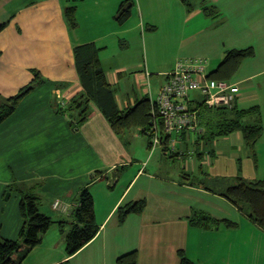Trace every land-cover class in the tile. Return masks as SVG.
<instances>
[{
  "label": "crops",
  "instance_id": "1",
  "mask_svg": "<svg viewBox=\"0 0 264 264\" xmlns=\"http://www.w3.org/2000/svg\"><path fill=\"white\" fill-rule=\"evenodd\" d=\"M159 1L0 0V24H4L0 29V105L31 82L34 70L45 81L0 123V214L8 224L3 235L14 239L22 223L20 196L16 195V213L8 216L1 199L11 186L18 191L33 189L41 198L39 210L54 220L72 221L78 193L87 185L98 226L96 235L67 257L65 233L70 224L53 223L30 250L25 264H57L66 259L68 264H115L118 256L130 251L137 254L136 264H181L180 252L192 264H264V231L230 201L188 179L199 177L203 169L214 177L239 173L247 180H259L264 176V0H251V7L235 0H196L195 4L178 0L179 7L175 0H164L168 7L158 5ZM70 5L76 9L74 28L64 15L63 8ZM125 7L128 14L120 20ZM134 10V25L141 35L157 30L161 23L162 36L177 40L172 47L173 65L156 72L162 81L157 82L146 66L129 70L122 59H112L110 51L122 53L129 41L127 22ZM245 11L250 13L253 40L242 30L240 17L247 18L242 15ZM92 43L99 49V65L114 89L117 109L148 98L154 84L158 91L178 59H203L207 74L227 50L253 48L254 54L243 59L228 81L239 86L236 107L258 108L242 118L245 123L257 119L261 124L254 148L236 130L207 143L201 140L198 156L187 134L181 132L175 136L181 155H165L162 147L163 157L142 155L129 150V140L141 135L140 128L117 136L95 103L82 124L70 127L68 117L55 110L82 92L74 47ZM189 98L191 106L202 100L196 91ZM216 114L212 110L208 116L216 121ZM146 146L150 149L148 140ZM169 157L179 163L177 170L167 163ZM55 200L57 209L52 208ZM134 200L144 201V209L119 222L117 209ZM194 211L231 224L192 226L189 218ZM53 236L50 246L42 247Z\"/></svg>",
  "mask_w": 264,
  "mask_h": 264
},
{
  "label": "trees",
  "instance_id": "2",
  "mask_svg": "<svg viewBox=\"0 0 264 264\" xmlns=\"http://www.w3.org/2000/svg\"><path fill=\"white\" fill-rule=\"evenodd\" d=\"M63 9L66 21L71 28H74L76 26L74 17L76 9L71 5ZM123 14L118 19L124 20L126 18L128 7H125ZM3 25L0 24V29ZM98 50L93 43L80 44V46L74 47L75 67H77L82 92L72 95L65 101V105H60L55 112L66 115L68 125L76 128L87 119L91 111L90 105L95 103L117 136L136 127L140 128V134L145 135L148 140L147 133L151 130L154 120L149 99L145 96L133 106L117 109L113 98L114 89L110 87L104 76V71L99 65ZM253 54L254 50L251 47L227 50L222 56L221 62L207 73L208 78L229 80L243 59ZM44 82L40 73L34 70L31 82L24 85L0 105V123L13 113L18 106L17 104L26 94ZM195 108L200 125H202L201 133L197 135L195 141L196 144L201 140L207 143L216 135H225L239 130L242 132L244 142L253 149L256 140L262 133L259 120L255 119L245 123L242 119L247 114L257 112V107L240 109L234 105L231 108L212 109V107L208 109L209 107L207 108L201 100ZM212 110L217 113L218 119L216 121L208 116ZM198 149L196 145L194 151L197 153ZM252 154L255 157V153L252 152ZM168 155L173 156L175 154ZM197 155L199 156L201 153L198 152ZM188 179L195 180L199 187L205 188L213 194H219L230 201L238 211L245 213L252 222L264 231V176L259 180H247L239 173L236 176L214 177L203 169L199 177H189ZM19 196L18 210L22 223L16 238L0 236V264H25L24 259L30 250L41 242L42 235L53 223H58L61 227L64 224H70V228L65 233V254L67 257L87 244L98 232V226L94 219L93 196L87 185L81 188L78 193V204L73 211L72 221L54 220L39 210L41 198L33 189L19 190ZM144 207L142 200H134L122 205L117 209L119 222H123L124 217L128 214L141 212ZM189 223L203 229L217 226L219 223L231 224L229 221L213 219L208 214L198 211L193 212L189 218ZM136 259V252H125L116 258L115 264H136ZM180 262L181 264H192L183 252H180ZM57 264H68V259Z\"/></svg>",
  "mask_w": 264,
  "mask_h": 264
},
{
  "label": "built area",
  "instance_id": "3",
  "mask_svg": "<svg viewBox=\"0 0 264 264\" xmlns=\"http://www.w3.org/2000/svg\"><path fill=\"white\" fill-rule=\"evenodd\" d=\"M203 59H178L168 71L166 80L160 86L155 97L148 90V99L154 117L152 128L147 133L150 152L159 146L163 153L181 155L178 147L180 140L175 136L184 132L192 146H196L197 135L202 125L195 106H191L190 92L200 93L202 101L209 108H231L239 94V86L228 80L208 78ZM201 148V141L198 142ZM55 200L52 208H59Z\"/></svg>",
  "mask_w": 264,
  "mask_h": 264
},
{
  "label": "rangeland",
  "instance_id": "4",
  "mask_svg": "<svg viewBox=\"0 0 264 264\" xmlns=\"http://www.w3.org/2000/svg\"><path fill=\"white\" fill-rule=\"evenodd\" d=\"M235 1L240 2L241 4L248 3L249 5L248 7H251V4H252L251 0H235ZM191 2L195 4L197 1L191 0ZM178 3L179 1L175 0L174 4L179 7ZM158 5L164 6L165 1L160 0ZM165 6L168 7L167 5ZM235 11H238V10H235ZM229 14L235 15L233 14V12H230ZM244 14L247 15L246 19H244L245 17H240V22H242L241 23L242 30H247L249 32L248 37L251 40H253L256 36H254V32L252 31L251 22L248 19L250 13L248 14V11H247L246 13H243L242 15ZM136 20L137 18L135 16V10H134L133 16L130 17V19L127 22L129 25L128 26L129 30H130V32L128 33L129 41L125 45L122 53L116 52V51H110L112 54H114L112 59L114 60V62H116L118 59H122V63H124V65L130 66L129 70L138 71L140 70V68L143 69V67L146 66L147 70L150 71V73H152L151 76L158 77L157 82L162 81L161 79L162 77L157 76L156 72L166 70L173 65L175 58H173L172 56L174 55L175 52H174V49H172V47L174 46L177 40L176 38H174L173 40L171 38L172 36L170 35L169 37H167V39L165 38V35L162 36V33L165 32V29L161 23H158L157 30H154V31L150 30L148 33L146 31L143 35H141L140 34L141 30L139 28H136V26L134 25V22H136ZM112 47L114 48V46ZM109 55L111 56V54ZM156 91H157V88L155 87V84H154L152 85V97H155ZM129 143H130L129 150L136 149V150L142 151L141 152L142 155L146 153L147 154L150 153L153 157L155 156L163 157L161 154L162 153L161 148L159 146L155 147L154 151L150 152V149L146 146L147 138L144 135L132 137L131 140H129ZM167 163H169V165L172 166V168L175 170H177V168L179 167V163L178 162L172 163L171 158L167 160ZM17 194L19 195L18 189H13V187L11 186L10 189H6L4 191V194L1 197L3 202L6 204L7 216L11 212L13 214L16 213L15 211L16 203L18 202V199L16 196ZM7 228H8V224L5 221V217L0 214V236L1 237H4L3 234L6 232ZM17 236L18 234L13 237L16 238ZM55 238L56 237L53 236L52 238H50L51 239L50 241L48 240V238H46V240H44L42 244L43 245L42 247L50 246L49 242H52V240H54ZM36 253L37 251H35V254Z\"/></svg>",
  "mask_w": 264,
  "mask_h": 264
},
{
  "label": "water",
  "instance_id": "5",
  "mask_svg": "<svg viewBox=\"0 0 264 264\" xmlns=\"http://www.w3.org/2000/svg\"><path fill=\"white\" fill-rule=\"evenodd\" d=\"M121 13V12H120Z\"/></svg>",
  "mask_w": 264,
  "mask_h": 264
}]
</instances>
